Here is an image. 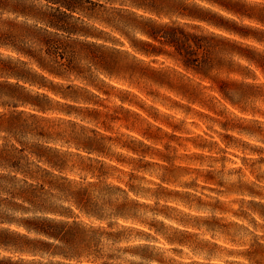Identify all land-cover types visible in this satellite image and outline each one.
I'll use <instances>...</instances> for the list:
<instances>
[{"label": "clouds", "instance_id": "clouds-1", "mask_svg": "<svg viewBox=\"0 0 264 264\" xmlns=\"http://www.w3.org/2000/svg\"><path fill=\"white\" fill-rule=\"evenodd\" d=\"M0 264H264V0H0Z\"/></svg>", "mask_w": 264, "mask_h": 264}]
</instances>
